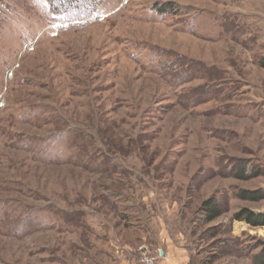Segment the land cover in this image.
I'll use <instances>...</instances> for the list:
<instances>
[{
    "label": "rangeland",
    "instance_id": "obj_1",
    "mask_svg": "<svg viewBox=\"0 0 264 264\" xmlns=\"http://www.w3.org/2000/svg\"><path fill=\"white\" fill-rule=\"evenodd\" d=\"M91 2L0 0V264H256L264 0Z\"/></svg>",
    "mask_w": 264,
    "mask_h": 264
},
{
    "label": "trees",
    "instance_id": "obj_2",
    "mask_svg": "<svg viewBox=\"0 0 264 264\" xmlns=\"http://www.w3.org/2000/svg\"><path fill=\"white\" fill-rule=\"evenodd\" d=\"M49 3L50 11L55 14H64L72 13L73 10V2L74 0H47ZM93 2V0H91ZM91 2V3H92ZM88 10V9H87ZM91 10V9H90ZM89 10V11H90ZM160 11L166 9H159ZM260 64L264 68V58L260 60ZM249 169L244 167H240L237 171V177H244L245 175H249L247 177H253L258 175L257 171L249 172ZM240 199L248 200V201H261L264 199V195L260 190H241L237 194ZM198 212L202 214V217L205 222H211L214 219L218 218L221 214V208L214 197H208L201 201ZM233 218L236 220H243L251 227H264V212H254L247 208H242L241 210L234 213ZM254 262L256 264H264V244H262L259 252L253 256Z\"/></svg>",
    "mask_w": 264,
    "mask_h": 264
},
{
    "label": "crops",
    "instance_id": "obj_3",
    "mask_svg": "<svg viewBox=\"0 0 264 264\" xmlns=\"http://www.w3.org/2000/svg\"><path fill=\"white\" fill-rule=\"evenodd\" d=\"M178 244V243H177ZM168 238L163 246H158L160 254L170 259L169 262L160 261V264H188V250L183 243L178 245Z\"/></svg>",
    "mask_w": 264,
    "mask_h": 264
},
{
    "label": "built area",
    "instance_id": "obj_4",
    "mask_svg": "<svg viewBox=\"0 0 264 264\" xmlns=\"http://www.w3.org/2000/svg\"><path fill=\"white\" fill-rule=\"evenodd\" d=\"M143 248V250H142ZM141 251L137 258V264H160V261L163 259L165 261H168V257L162 256L160 254V250H150L145 247L140 248Z\"/></svg>",
    "mask_w": 264,
    "mask_h": 264
}]
</instances>
